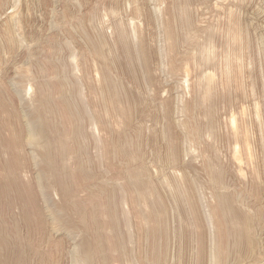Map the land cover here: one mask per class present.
<instances>
[{"label":"rangeland","instance_id":"1","mask_svg":"<svg viewBox=\"0 0 264 264\" xmlns=\"http://www.w3.org/2000/svg\"><path fill=\"white\" fill-rule=\"evenodd\" d=\"M0 264H264V0H0Z\"/></svg>","mask_w":264,"mask_h":264},{"label":"bare ground","instance_id":"2","mask_svg":"<svg viewBox=\"0 0 264 264\" xmlns=\"http://www.w3.org/2000/svg\"><path fill=\"white\" fill-rule=\"evenodd\" d=\"M97 48H99V47H96V49H97ZM101 53H102V52H101V50H100V48H99V49L97 50V54L100 55V56H102ZM248 152H249V151H248ZM238 221H239V220H238ZM238 225H239V224H238Z\"/></svg>","mask_w":264,"mask_h":264}]
</instances>
